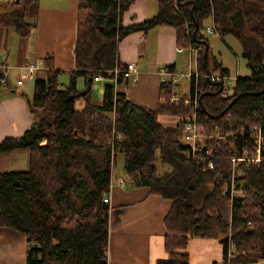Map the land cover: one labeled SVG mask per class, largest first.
Segmentation results:
<instances>
[{
	"label": "trees",
	"instance_id": "1",
	"mask_svg": "<svg viewBox=\"0 0 264 264\" xmlns=\"http://www.w3.org/2000/svg\"><path fill=\"white\" fill-rule=\"evenodd\" d=\"M135 1L79 0L75 66L68 83L59 79L51 56L43 60L46 76L35 82L27 99L34 118L31 128L0 143V154L30 152L27 172L0 173V227L27 238L28 264H109L110 208L103 199L110 193L115 160L123 154L122 171L132 186L171 202L164 220L167 260L161 264H188L185 250L194 236L219 239L223 264L264 263V164L245 170V198L230 203L220 188L230 178L233 149L206 139L196 156L209 157L210 152L212 170L188 157L180 140L192 106L170 103L171 83L161 85L164 103L156 111L138 106L126 90L116 91L109 82L101 107L91 104L90 92L97 74L110 79V72L122 66L118 44L123 38L158 26L174 29L178 48H207L205 64L198 63L201 74L227 75L211 57L203 35L204 23L211 20L219 38L230 36L239 43L250 76L239 78L231 95L218 83L199 85L196 122L207 137L216 128L245 137L251 126L264 132V0H154V18L123 27V13ZM35 9L33 0H24L22 6L14 1L7 25L28 37L32 27L24 18ZM166 69L172 71L173 66ZM3 77L0 69V80ZM77 78L87 81L83 91L76 87ZM117 84L126 89L129 82L119 76ZM79 99L85 102L81 110L75 109ZM161 115L180 122L163 127L157 121ZM159 164L171 170L160 172ZM206 186L210 191L198 206L195 195ZM229 236L237 242L234 260H228Z\"/></svg>",
	"mask_w": 264,
	"mask_h": 264
},
{
	"label": "crops",
	"instance_id": "2",
	"mask_svg": "<svg viewBox=\"0 0 264 264\" xmlns=\"http://www.w3.org/2000/svg\"><path fill=\"white\" fill-rule=\"evenodd\" d=\"M18 0H0V69L4 77L0 80V143L8 138L22 137L32 126L34 118L29 111L27 99L33 95L34 84L46 76L43 60L53 59L54 69L60 72L59 79L69 82V72L74 69V46L76 41V22L79 0H33L36 9L24 18L31 25L28 37L24 38L8 24L12 6ZM21 6L24 0H20ZM154 0H137L123 13L121 25L129 27L154 18L157 14ZM208 25L212 24L207 20ZM209 53H210V45ZM215 62L226 69L229 76H240L224 62L221 55L211 53ZM118 62L124 66L132 63L137 67L134 80L126 89L117 86L116 91L126 90L129 98L138 106L156 111L164 102L161 99V85L166 66L182 74L186 80L179 82L173 94L188 99L191 93L190 55L179 52L173 28L158 26L147 31L127 35L118 44ZM39 64L34 78L27 79L22 85L17 82L22 70L28 64ZM249 71V70H248ZM218 71L211 74H217ZM250 73V72H249ZM180 81V80H179ZM106 81L90 86L91 104L102 106ZM76 87L83 91L87 87L84 78L76 79ZM232 92L229 93L231 95ZM85 106L83 99L75 103V109ZM163 127H175L180 118L158 116ZM201 131V129H199ZM183 137L180 141H182ZM201 143L204 139L199 140ZM30 152L25 149L0 154V173H23L29 169ZM124 155L119 154L112 168L109 193V241L107 260L109 264H161L167 260L164 250V237L167 232L164 220L170 210L171 202L160 196L152 195L147 188H135L122 171ZM165 171H169L166 170ZM29 243L25 236L9 228L0 227V264H28ZM185 253L188 264H223V246L219 239L190 237ZM262 264V262L260 263Z\"/></svg>",
	"mask_w": 264,
	"mask_h": 264
},
{
	"label": "built area",
	"instance_id": "3",
	"mask_svg": "<svg viewBox=\"0 0 264 264\" xmlns=\"http://www.w3.org/2000/svg\"><path fill=\"white\" fill-rule=\"evenodd\" d=\"M206 34L216 33L213 24L207 26L203 31ZM186 51L191 57L190 67L191 70L187 74V77L191 81V90L193 88V93H190L188 99L178 98L172 93L170 97V103L182 102L184 105H191V112L189 116V122L185 127V135L181 142V145L188 149L186 152L188 157L196 159L198 162L206 165L205 170H212L214 168L213 161L208 159L211 157V153L208 152L209 157H197L196 154L200 151L201 139H217L226 142L233 149V155L229 158L231 164V172L229 180L220 188V193L222 196L227 197L230 203L235 200L245 198V181H244V170L250 168H259L264 164V132L259 126H251L248 130L247 137L245 134H234V133H221L217 128L212 136L207 137L203 129L197 124L196 116L198 112V96L200 93L199 85H204L206 83H218L222 85L225 94L229 95L233 92V88L237 81V77H231L227 75L217 74V75H201L198 72L197 63L204 59V47L203 45H196L189 47L187 49L179 48V52ZM39 64H28L22 70V75L18 80L17 84L22 85L27 79L34 78L35 73L39 70ZM113 78L105 79L101 74H97L93 78V82L106 81L112 83L116 87L117 78H121L131 82L134 80V76L137 73V67L135 64L129 63L121 67H117L110 72ZM182 74L175 72H169V70L163 73V83H171L173 87H176L179 80L182 78ZM164 103V102H163ZM201 129V131H199ZM120 139V137H119ZM236 153V154H234ZM244 168V169H242ZM105 204H109V195L103 199ZM237 250V242L228 238V260H232L235 257Z\"/></svg>",
	"mask_w": 264,
	"mask_h": 264
},
{
	"label": "rangeland",
	"instance_id": "4",
	"mask_svg": "<svg viewBox=\"0 0 264 264\" xmlns=\"http://www.w3.org/2000/svg\"><path fill=\"white\" fill-rule=\"evenodd\" d=\"M211 25V23H210ZM209 26L208 22L204 23V30L205 28ZM203 35L205 38L209 41L210 45V55L211 53L213 55H216L217 57L221 55L224 59L225 64L229 69L235 73L236 67L239 69V75L244 77L247 76L249 73L246 62L241 58V47L239 43L233 38V37H226L224 39L219 38L216 34H206L203 32ZM179 83L184 86L186 84L185 79H180ZM178 85V84H177ZM177 87V86H176ZM185 87V86H184ZM175 88V87H174ZM206 139H204L203 143L200 145V147H203L204 142ZM236 154V153H234ZM166 170H171L170 167L166 165L159 164V170L160 172H165ZM244 169V168H242ZM245 173V170H244ZM210 191V187L206 186L202 188L196 195H195V202L196 205H200L201 201L206 193ZM230 238V236L228 237ZM237 251V250H236ZM238 251L235 254V257L233 260L237 257ZM264 264V263H262Z\"/></svg>",
	"mask_w": 264,
	"mask_h": 264
},
{
	"label": "bare ground",
	"instance_id": "5",
	"mask_svg": "<svg viewBox=\"0 0 264 264\" xmlns=\"http://www.w3.org/2000/svg\"><path fill=\"white\" fill-rule=\"evenodd\" d=\"M212 34H216V33H212ZM199 63V62H198ZM198 63H197V68H198ZM192 67H190L189 69L191 70ZM198 72H199V69H198ZM200 73V72H199ZM201 74V73H200ZM217 74H220V73H217ZM217 74H208V75H217ZM201 75H207V74H201ZM229 76V75H227ZM231 77H237V76H231ZM239 79V77H237V80Z\"/></svg>",
	"mask_w": 264,
	"mask_h": 264
},
{
	"label": "water",
	"instance_id": "6",
	"mask_svg": "<svg viewBox=\"0 0 264 264\" xmlns=\"http://www.w3.org/2000/svg\"><path fill=\"white\" fill-rule=\"evenodd\" d=\"M206 53H207V48H206V50H205V52H204V59H203V61H204V64H205V60H206ZM89 82H92V80H91V79H89Z\"/></svg>",
	"mask_w": 264,
	"mask_h": 264
}]
</instances>
